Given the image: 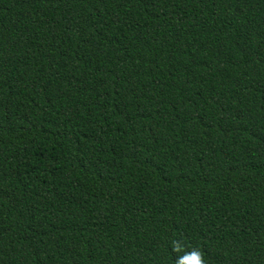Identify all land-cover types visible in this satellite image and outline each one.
<instances>
[{
  "label": "trees",
  "instance_id": "1",
  "mask_svg": "<svg viewBox=\"0 0 264 264\" xmlns=\"http://www.w3.org/2000/svg\"><path fill=\"white\" fill-rule=\"evenodd\" d=\"M264 264V0H0V264Z\"/></svg>",
  "mask_w": 264,
  "mask_h": 264
},
{
  "label": "clouds",
  "instance_id": "2",
  "mask_svg": "<svg viewBox=\"0 0 264 264\" xmlns=\"http://www.w3.org/2000/svg\"><path fill=\"white\" fill-rule=\"evenodd\" d=\"M177 264H203V261L199 251L193 250L190 253H186L183 257H180Z\"/></svg>",
  "mask_w": 264,
  "mask_h": 264
}]
</instances>
